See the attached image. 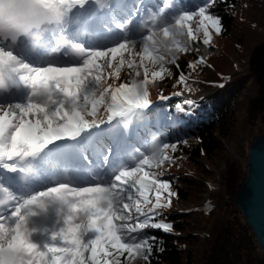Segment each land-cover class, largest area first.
I'll return each mask as SVG.
<instances>
[{
	"label": "snow or ice",
	"instance_id": "obj_1",
	"mask_svg": "<svg viewBox=\"0 0 264 264\" xmlns=\"http://www.w3.org/2000/svg\"><path fill=\"white\" fill-rule=\"evenodd\" d=\"M4 3L0 264H149L160 242L148 230L173 231L164 210L178 192L162 166L178 142L149 141L139 126L134 141L133 123L152 126L149 85L222 32L217 0L194 10L178 0L131 10L122 0H19L16 20L3 19ZM188 78L179 71L176 83L191 92Z\"/></svg>",
	"mask_w": 264,
	"mask_h": 264
},
{
	"label": "trees",
	"instance_id": "obj_2",
	"mask_svg": "<svg viewBox=\"0 0 264 264\" xmlns=\"http://www.w3.org/2000/svg\"><path fill=\"white\" fill-rule=\"evenodd\" d=\"M204 2L194 0L197 5ZM210 11L222 18V32L217 34L211 29L210 46L200 43L196 45L199 53L181 54L179 70L168 66L172 76L157 78L149 85L152 100L160 95L171 98L159 108L165 110L164 114L158 116L159 109L149 113L152 126L140 131H146L148 137L161 135L169 144L178 142L175 152H168L182 162L165 171V178L171 179L178 192L172 206L164 210L163 219L173 224V231L148 230L160 242L149 264H264L257 239L234 204L241 187L242 167L248 162L249 145L236 148L237 155L225 156L227 167L222 164L227 151L224 142H232L233 130L243 111L247 115L242 133L249 141L258 136L260 129L264 131V63L254 64L251 71L245 69L251 62L264 61V56L257 60L264 46H255L254 39H258L256 34L253 36L264 27V0H217ZM250 48L254 59L245 57ZM199 56H204L206 63L189 69L188 62ZM179 71L189 77L191 92L176 83ZM177 92L184 94L173 95ZM207 92L210 94L206 95ZM187 99L194 103L185 104ZM142 122L145 117H137L132 130ZM158 125L166 135L161 134ZM211 182L216 184L214 190L210 188ZM203 193L210 195L208 211L178 213L175 207H196L201 200L206 201ZM133 264L145 262L137 257Z\"/></svg>",
	"mask_w": 264,
	"mask_h": 264
},
{
	"label": "water",
	"instance_id": "obj_3",
	"mask_svg": "<svg viewBox=\"0 0 264 264\" xmlns=\"http://www.w3.org/2000/svg\"><path fill=\"white\" fill-rule=\"evenodd\" d=\"M234 204L264 253V134L256 136L249 147L245 178L235 195Z\"/></svg>",
	"mask_w": 264,
	"mask_h": 264
},
{
	"label": "rangeland",
	"instance_id": "obj_4",
	"mask_svg": "<svg viewBox=\"0 0 264 264\" xmlns=\"http://www.w3.org/2000/svg\"><path fill=\"white\" fill-rule=\"evenodd\" d=\"M192 9V8H191ZM192 10H194V9H192ZM263 23H264V18H263ZM257 35V39H258V41L256 40V39H254L255 41H254V45L255 46H264V27H263V30H259V31H255V33L253 34V36L254 35ZM216 41V40H215ZM249 51H248V53H247V55H245V57L248 59H250V58H252V59H254V56H251V54H252V51H253V49L252 48H250V49H248ZM257 54V53H256ZM261 56L263 57L264 56V49H261V51H260V53H259V55H258V59L257 60H259V59H261ZM262 60H264V57H263V59ZM264 63V61H255V63H252L251 62V64H248V66H247V68H245V69H248V68H250V71L253 69L252 67H254L253 65L254 64H258V65H260L261 66V64H263ZM252 68V69H251ZM125 73H126V70H122V76L123 75H125ZM264 84V83H263ZM150 87V86H149ZM208 94H210L209 92H207L206 93V95H208ZM168 97L170 96V95H167ZM245 115H247V112L246 111H243L240 115H239V117H238V120H237V122H236V126H235V128H234V130H233V133H232V142L231 143H229V145L226 143V142H224V144H225V146H226V149H227V151H226V153L224 152L223 153V156H224V161H223V167H227V165H226V163H227V159L225 158V156H227V155H237V149L236 148H241L243 145H249V147H250V145L253 143V140H252V142L251 141H249V138L248 137H246L245 136V134H243L242 133V131H243V122H244V118H245ZM133 131V130H132ZM258 135H260V134H264V131H262L261 129L259 130V132L257 133ZM162 142H164V141H162ZM173 159L175 160V162L174 163H166V164H164L163 166H162V170L164 171V173H165V171H170L171 170V166H173V165H181L182 164V162H180L181 160H179V159H176V157H173ZM210 167V169L213 171L214 170V168L212 167V166H209ZM242 170H243V175H242V179L240 180V184H242V182H243V180H244V178H245V173H246V166H243L242 167ZM215 183L214 182H211L210 183V188L211 189H213L214 190V187H215ZM202 195V198H206V201H203L202 202V200H201V202H200V204L198 205V206H196V207H191L190 205H188V206H186V207H184V206H179V207H175L176 208V210H178V213H184V212H193V211H196V210H207L208 211V209H209V203H207V199H209V194H207V193H203V194H201ZM175 203V202H174Z\"/></svg>",
	"mask_w": 264,
	"mask_h": 264
},
{
	"label": "clouds",
	"instance_id": "obj_5",
	"mask_svg": "<svg viewBox=\"0 0 264 264\" xmlns=\"http://www.w3.org/2000/svg\"><path fill=\"white\" fill-rule=\"evenodd\" d=\"M24 11L23 6L16 0L14 3H9L5 0L3 5L2 17L5 20H16L20 17L21 13Z\"/></svg>",
	"mask_w": 264,
	"mask_h": 264
}]
</instances>
